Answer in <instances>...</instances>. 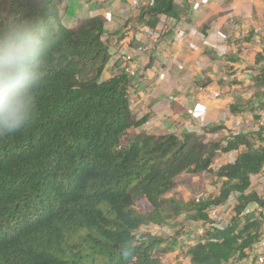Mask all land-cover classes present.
<instances>
[{"label": "trees", "instance_id": "obj_1", "mask_svg": "<svg viewBox=\"0 0 264 264\" xmlns=\"http://www.w3.org/2000/svg\"><path fill=\"white\" fill-rule=\"evenodd\" d=\"M47 3L59 15L57 0ZM35 6V0H0V18ZM188 12L178 0H151L125 27L145 25L164 37L173 31L167 22L176 25ZM104 25L98 15L63 25L66 44L52 59L37 119L0 137V264H249L259 243L256 208L264 207V187L258 193L251 186L253 176L264 175V126L204 125L201 134L180 136L136 131L143 120L129 105L135 75L114 64L116 72L104 76L124 34ZM260 43L250 64L251 96L237 94L227 106L252 120L264 107ZM230 151L237 152L232 162L216 168L215 158ZM201 177L218 190L209 193L205 184L206 192L192 198L176 193ZM229 203L219 225L211 210ZM181 221L202 229L184 246ZM149 223L178 225L168 241L183 260L163 261L166 233L142 232Z\"/></svg>", "mask_w": 264, "mask_h": 264}, {"label": "crops", "instance_id": "obj_2", "mask_svg": "<svg viewBox=\"0 0 264 264\" xmlns=\"http://www.w3.org/2000/svg\"><path fill=\"white\" fill-rule=\"evenodd\" d=\"M148 1L57 0V3L63 25L72 24L67 27L98 15L105 19L107 31L124 34L118 47L131 50L137 62L129 103L135 119L143 120L136 131L180 136L184 131L196 132L204 125L214 124L233 131L251 130L250 115L245 112L232 115L227 106L233 96L248 98L253 92L249 87L252 75L249 57L261 50L253 28L260 26L257 24L262 17V2L252 5V0H178L187 4L188 14L176 25L167 22L173 31L158 37L146 34L142 29L145 25L129 27ZM230 9L233 10L229 12ZM157 30L160 31L159 26ZM248 32H252V37L246 39ZM116 62L115 53L104 76L116 72L112 68ZM232 80L235 82L229 83ZM224 154L236 157L237 152ZM259 251H264V243L258 244L252 255Z\"/></svg>", "mask_w": 264, "mask_h": 264}, {"label": "clouds", "instance_id": "obj_3", "mask_svg": "<svg viewBox=\"0 0 264 264\" xmlns=\"http://www.w3.org/2000/svg\"><path fill=\"white\" fill-rule=\"evenodd\" d=\"M35 5L31 12L18 9L0 18V137L35 122L52 59L66 44L58 13L47 0Z\"/></svg>", "mask_w": 264, "mask_h": 264}, {"label": "rangeland", "instance_id": "obj_4", "mask_svg": "<svg viewBox=\"0 0 264 264\" xmlns=\"http://www.w3.org/2000/svg\"><path fill=\"white\" fill-rule=\"evenodd\" d=\"M229 0H225L224 2H228ZM253 3L252 5H254V2H258V1H261L262 4L264 5V0H252ZM254 7V6H253ZM261 9V8H260ZM233 9H230V11H232ZM228 11V10H227ZM226 11V12H227ZM262 11V17H261V20L260 22L257 24V25H260V26H264V6H263V10ZM65 26H72V24H68V25H65ZM246 36V35H245ZM253 48V47H252ZM250 54V53H249ZM253 60V57L251 55V57H249V60ZM251 88V86H249ZM224 154V153H223ZM223 154L219 155L218 157L215 158L214 160V164H215V167L217 168L220 164H224V163H228V162H232V157L231 156H228L226 154ZM200 181L197 182V179L194 180V181H190L189 183H187V185L183 184L182 188L179 189V191H176L177 194H179L180 196H185L186 198H192L194 196H196L197 194H199L200 192H206L205 188H206V185L208 186L209 188V193H214L218 190V187L219 185L218 184H212L210 183V181H206V178H199ZM207 183H206V182ZM203 182L205 187H203ZM261 183L258 182L256 179L253 178V185L252 188L254 190H256L258 193H261L262 192V189H261V186H259ZM230 203L229 205L226 206V208L222 211H220V216H221V219L218 221V223H222L223 220H226V217L228 216V213H229V210H230ZM179 221L181 219V217L177 218ZM181 224L185 225L186 229H183L184 232L182 231L180 234H179V244H181V246H184L188 243H192L194 242L196 239H198L201 234H202V229L201 227H199L198 224H192V223H187L185 221H181ZM180 224V225H181ZM176 230H178V225L175 224H170V226H168V229L166 231H164L166 233V236L165 238L167 239V245H168V249L165 253H163L162 257H163V261L164 262H169L170 260L173 261L175 260L176 258L180 259V260H183V254L181 253L180 249H178L177 247H172V245L169 243V239L170 237L173 235L174 236V233L176 232ZM181 230V229H180ZM155 235H159V233H154ZM175 258V259H174Z\"/></svg>", "mask_w": 264, "mask_h": 264}, {"label": "built area", "instance_id": "obj_5", "mask_svg": "<svg viewBox=\"0 0 264 264\" xmlns=\"http://www.w3.org/2000/svg\"><path fill=\"white\" fill-rule=\"evenodd\" d=\"M151 1V0H149ZM142 29L146 32L148 35H152L153 33L151 30L146 27L142 26ZM253 33L256 35L257 39L264 44V26H258L253 28ZM117 55V62L116 65L118 68L122 69L125 73H127L129 76H134L136 71H137V62L134 58V54L131 50H129L127 47L120 46L119 50L116 53ZM264 126V107L260 108V110L257 111V118L255 120H252L251 122V129L252 130H258ZM198 133L201 134L202 130H198ZM234 157H232V160ZM254 179H256L258 182L261 184V189L263 191L264 187V175H258V176H253ZM253 178H252V184L253 185ZM229 205V204H228ZM227 204L222 206L221 208H213L211 210V214L214 216L213 219L218 223V221L221 219L220 216V211L224 210L226 208ZM256 213L260 215L261 217V225L259 228V243L258 244H263L264 243V207H257L256 208ZM219 225H224V222L218 223ZM168 229L167 226L165 225H157L153 223L146 224L142 227V232L145 233H161L163 231H166ZM138 237H140L138 235ZM249 264H264V251H259L256 252L253 257L251 262Z\"/></svg>", "mask_w": 264, "mask_h": 264}]
</instances>
